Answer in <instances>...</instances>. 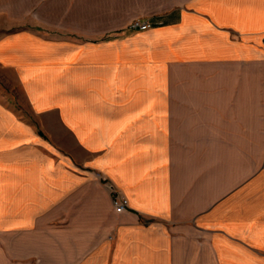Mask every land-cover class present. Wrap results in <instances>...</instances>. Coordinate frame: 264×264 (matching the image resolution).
Wrapping results in <instances>:
<instances>
[{"label":"crops","instance_id":"obj_1","mask_svg":"<svg viewBox=\"0 0 264 264\" xmlns=\"http://www.w3.org/2000/svg\"><path fill=\"white\" fill-rule=\"evenodd\" d=\"M10 4L0 264H264V0Z\"/></svg>","mask_w":264,"mask_h":264},{"label":"rangeland","instance_id":"obj_2","mask_svg":"<svg viewBox=\"0 0 264 264\" xmlns=\"http://www.w3.org/2000/svg\"><path fill=\"white\" fill-rule=\"evenodd\" d=\"M11 2L12 0H0L1 10H6V8H8L9 6V10L18 11V14H13L10 16L6 14H0V35L16 29L28 27V25L32 24L33 22H35L36 24L44 20L53 21L54 19L52 14H43V13L41 14V11H39V6L34 7L30 13L22 14L20 12L22 10V7H18V8L12 7V5L10 4ZM35 28L39 30L41 29V27L39 28L37 26ZM42 81L45 83L42 85L53 86L51 80L50 81L42 80ZM13 84H14V80L12 79L0 78V101L5 106L14 108V110L17 111L16 114L19 117V119L27 120L28 118L24 114H22L21 111L19 112V110H17V107L19 106V97L17 94L16 87Z\"/></svg>","mask_w":264,"mask_h":264},{"label":"built area","instance_id":"obj_3","mask_svg":"<svg viewBox=\"0 0 264 264\" xmlns=\"http://www.w3.org/2000/svg\"><path fill=\"white\" fill-rule=\"evenodd\" d=\"M148 28L149 25L146 22H141L138 20L132 21L128 26V29L132 31H144ZM108 190L111 195L110 202L113 211L117 214L124 212L127 209L126 199L114 188L108 187Z\"/></svg>","mask_w":264,"mask_h":264}]
</instances>
